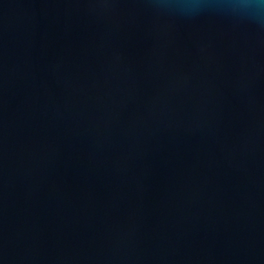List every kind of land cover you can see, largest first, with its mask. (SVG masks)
<instances>
[{"label": "water", "instance_id": "obj_1", "mask_svg": "<svg viewBox=\"0 0 264 264\" xmlns=\"http://www.w3.org/2000/svg\"><path fill=\"white\" fill-rule=\"evenodd\" d=\"M178 2L0 0V264H264V22Z\"/></svg>", "mask_w": 264, "mask_h": 264}, {"label": "clouds", "instance_id": "obj_2", "mask_svg": "<svg viewBox=\"0 0 264 264\" xmlns=\"http://www.w3.org/2000/svg\"><path fill=\"white\" fill-rule=\"evenodd\" d=\"M172 6L179 9H190L199 7V4L189 2V0H181ZM222 7L250 19L264 22V0H227Z\"/></svg>", "mask_w": 264, "mask_h": 264}]
</instances>
